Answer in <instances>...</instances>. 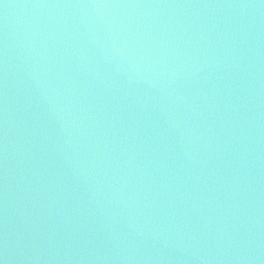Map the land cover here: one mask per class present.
<instances>
[{"label":"water","instance_id":"obj_1","mask_svg":"<svg viewBox=\"0 0 264 264\" xmlns=\"http://www.w3.org/2000/svg\"><path fill=\"white\" fill-rule=\"evenodd\" d=\"M0 264H264V0H0Z\"/></svg>","mask_w":264,"mask_h":264}]
</instances>
